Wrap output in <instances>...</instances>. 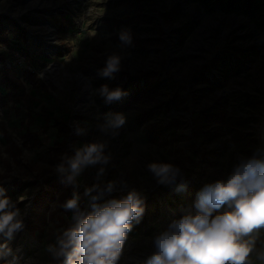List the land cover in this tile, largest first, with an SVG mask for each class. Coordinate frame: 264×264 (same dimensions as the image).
Here are the masks:
<instances>
[{
    "label": "rangeland",
    "instance_id": "rangeland-1",
    "mask_svg": "<svg viewBox=\"0 0 264 264\" xmlns=\"http://www.w3.org/2000/svg\"><path fill=\"white\" fill-rule=\"evenodd\" d=\"M35 1L0 0V16L24 30L27 40L21 42L20 33L14 31L8 35L11 45L0 44L7 67L14 68L23 85L13 100L6 98V105H0V187L15 202L18 218L23 221L20 233L7 241L12 249L7 261L62 264V258L54 259L48 248L56 245L57 238L72 223V211L65 212L63 204L75 193L81 210L90 211L92 203L120 200L132 190L140 194L142 207L149 199L157 200L159 213L150 220L143 216L138 224L133 223L118 264L132 255L131 248L135 254H151L153 238L180 218L170 206L174 199L163 187L177 190L179 180H190L193 190L189 194L197 197L206 184L227 178L241 161L251 157L246 152L251 149L234 142L226 124L218 120L225 117L230 124L242 120L245 126L237 128L238 133L256 141L252 156L264 159V32L243 14L226 15L217 4L215 8L221 11L207 12L194 0H155L156 10L145 8L143 12L146 24L133 22L118 33H111L106 21L114 17L117 3L137 0H46L54 10L33 7ZM177 6L182 17L167 23L163 15ZM233 16L238 23L232 28L228 20ZM259 17L264 20V9ZM118 35L132 36L142 43L124 49L114 43ZM149 41L157 43L147 45ZM135 52L138 55L130 59ZM110 57L119 59L115 72L141 76L139 87L145 84L142 76L156 71L155 80L161 89L152 100L136 102L119 113L125 118L120 128L104 131L103 126L115 114L106 111L108 101L96 87L100 71L96 60L105 63ZM131 60L137 72L128 70ZM55 68L58 70L52 76L47 74ZM26 71L35 73L45 87L34 89L23 79ZM79 74L88 79L92 90L85 92V84L81 88ZM27 96L31 99L24 104L18 101ZM82 105L84 108L79 109ZM166 108L169 111L164 112ZM145 114L153 117L140 124L138 119ZM212 115L217 122H209ZM57 117L67 123L68 137H60L53 126ZM64 141L61 150L59 144ZM93 142L105 144L108 162L85 168L72 182L63 202L56 192L46 221L29 229L34 197L48 188L46 181L51 177H67L57 171V166ZM152 163L178 168L175 182L158 183L148 167ZM110 181L115 186L108 192ZM93 185L99 187L86 194ZM18 186L23 194L11 195ZM92 196L98 199L93 201ZM146 240L149 242L142 248ZM263 240L261 229L250 254L252 264H264L257 256L264 251Z\"/></svg>",
    "mask_w": 264,
    "mask_h": 264
},
{
    "label": "clouds",
    "instance_id": "clouds-1",
    "mask_svg": "<svg viewBox=\"0 0 264 264\" xmlns=\"http://www.w3.org/2000/svg\"><path fill=\"white\" fill-rule=\"evenodd\" d=\"M124 38V37H123ZM119 59L110 57L102 75L109 76L118 70ZM101 94L107 101L120 98L121 90L102 86ZM125 123L122 114L110 116L103 130L118 129ZM115 134V133H113ZM105 144L93 142L75 151L57 166L60 174L74 182L81 172L110 159L104 155ZM149 170L158 183H174L179 169L170 164H149ZM103 168L100 169L102 173ZM115 182L110 181L106 190L111 192ZM99 185L86 189L90 194ZM0 187V260L9 264L7 257L12 249L7 241L23 226L19 209ZM96 201L98 197L92 196ZM136 190L124 199H111L105 203H92L90 211L79 206V196L73 194L63 207L72 211V223L57 238L56 245L48 251L62 264H118L128 233L133 223H139L144 208ZM195 213H188L173 220L168 228L153 238L154 251L143 264H252L253 252L260 230L264 229V159L253 156L241 161L225 179L206 184L197 194ZM226 208L222 214L215 211ZM264 262V251L257 254ZM15 259V257H14Z\"/></svg>",
    "mask_w": 264,
    "mask_h": 264
},
{
    "label": "trees",
    "instance_id": "trees-1",
    "mask_svg": "<svg viewBox=\"0 0 264 264\" xmlns=\"http://www.w3.org/2000/svg\"><path fill=\"white\" fill-rule=\"evenodd\" d=\"M194 1L204 7L207 12H213L216 9L215 6L220 5L222 12H224L226 15L243 14L248 17L250 21L254 23L262 32H264V20L262 19V17H259L264 9L262 0ZM123 7H126L124 12H122ZM145 8L156 10L157 2L155 0H137L132 3H127L126 1L117 3L113 12L114 17L106 21L108 29L111 31V33H118L123 28L132 25L133 22H136L139 25L146 24L147 18L143 14ZM182 15L183 14L180 10V7L177 6L169 13L163 15V17L165 18V21L167 23L171 24L176 20H179ZM14 31H18L20 33L19 40L21 42L27 41L24 30H21L16 23L8 19L7 17L0 16V44H5L7 46L11 45L8 40V35ZM114 43L121 48L127 49L140 45L142 42L138 41L132 36L125 37V35H118L115 37ZM146 43L147 45H154L157 42L149 41ZM96 61L98 62V64H100V71L96 74V87L101 90L102 86L104 85H106L108 89L114 86L116 87L115 89H120L122 93L120 98H118L120 102L116 101L117 99L107 102L106 111H111L114 114H119L126 111V109H128L130 105L136 102H148V100H152L160 92L161 88L158 87V84L155 80L157 75L156 71H152L148 73V75L145 74L144 76H142L145 79V84L143 88H140L139 79L141 76L137 75L135 77H131L127 73L123 72H113L109 76H104L102 75V70L107 66V62L103 63L100 59H97ZM0 62L3 67V69H1L0 71V105L4 107L6 105V98H10L11 100H13L16 94L23 89V85L20 82L19 77H17L14 68L7 67L6 55L4 52H0ZM111 77L112 80L108 81V78ZM23 79L30 81L33 84L34 89L40 90L45 87V84L37 78V75L30 71H26L24 73ZM26 99H31V97L27 96L23 99H19L18 101L24 104V100ZM152 117L153 114H145L138 120L140 124H143L145 122H148ZM46 118L49 122V117ZM209 118L210 123L217 122L216 116L212 115ZM218 121L226 124L225 127L226 129L230 130V134L233 135L234 142L238 143L243 148L246 147L250 148L251 150L257 148L258 144L256 141L245 139L243 138L242 134H239L240 132L237 130V128L245 126V123L242 120H234V122L230 124L228 119L223 117ZM53 126L58 129L60 137H68L69 129L67 127V123L63 122L61 118H53ZM26 136H28V134ZM65 143L66 142L64 141L59 144V148L61 150H63V148L65 147ZM251 150L246 152L249 156L251 155V157H253ZM56 152L60 151L58 150ZM46 184L48 188L46 190L39 191V193L34 197L31 208V217L28 222L29 229L33 228V226H38L46 221V212H49V206L51 202L55 201L56 192L60 193V199L63 202V199L65 198L66 194H69L72 187V182H69L67 180V177L64 176L51 177L46 181ZM177 188V190H173L168 186L162 188L167 195L174 199L173 203H170V206L174 208L176 214L179 217L183 216V210H186L187 214L195 213L196 209L194 207V203L197 197L191 196L189 194L193 190V186L190 180H179ZM13 194H23V188L18 186L16 190L11 193V195ZM121 199H124V197H121ZM158 206L159 203L157 200L149 199L148 202L144 204V212L142 217L145 216L147 217V220H150L153 216L158 215ZM153 208L155 210H153ZM64 210L65 212H69V210H66L65 208ZM217 214L222 213L219 211H215L213 213V216ZM0 264H6V262L4 260H0Z\"/></svg>",
    "mask_w": 264,
    "mask_h": 264
},
{
    "label": "bare ground",
    "instance_id": "bare-ground-1",
    "mask_svg": "<svg viewBox=\"0 0 264 264\" xmlns=\"http://www.w3.org/2000/svg\"><path fill=\"white\" fill-rule=\"evenodd\" d=\"M35 4H33L32 6L34 7V6H41V9H45V10H48V8H50V6H49V3L48 2H46V0H38L37 2L35 1L34 2ZM37 8V7H36ZM51 9H53V8H50V10ZM59 9V8H58ZM58 9H56V10H58ZM54 10V9H53ZM214 17H216V16H214ZM208 19H211V18H208ZM228 23L231 25V27L233 28L237 23H238V20H237V18H236V16H233V17H231L229 20H228ZM51 29V28H50ZM49 29V30H50ZM50 32V31H49ZM49 34H51V32L49 33ZM49 34H47V35H49ZM49 38H53V36H51V37H49ZM55 39H56V36H55ZM54 39V40H55ZM54 68V66H51V68ZM58 69L57 68H55L54 70H52V72L50 71L49 73H47L48 75H51L52 76V73L53 72H56ZM69 75H72V74H69ZM79 76H80V74L79 75H77V77L79 78ZM47 77V76H46ZM50 77V76H49ZM48 77V78H49ZM55 77V76H54ZM72 77H73V75H72ZM82 78H80V85H81V88H83L84 86L82 85V84H85V88H84V91L86 92H88V89L90 88V90H92V87L89 85V82L87 81V79L84 77V76H81ZM76 78V77H75ZM71 79V78H70ZM74 79V78H73ZM49 80L50 81H55V79L54 78H49ZM78 80V79H77ZM71 82V81H70ZM58 84V83H57ZM91 92V91H90ZM82 93L84 94V92H83V90H82ZM85 106V105H84ZM81 107H83V105L82 106H80V108L79 109H81ZM84 108V107H83ZM17 233H20L19 232V230L18 231H16L15 233H14V235H13V238L16 236V234ZM12 238V239H13ZM11 239V240H12ZM3 240H5V238L2 236V235H0V242L1 241H3ZM149 242V240H146L142 245H141V247L142 248H144V247H146L147 246V243ZM134 250H135V248H134ZM150 252L152 253L153 251H154V246H153V244H150ZM130 251H132L131 252V256H129V258H127L125 261H124V264H143V261L150 255V254H135L134 252H133V249L131 248V250Z\"/></svg>",
    "mask_w": 264,
    "mask_h": 264
},
{
    "label": "built area",
    "instance_id": "built-area-1",
    "mask_svg": "<svg viewBox=\"0 0 264 264\" xmlns=\"http://www.w3.org/2000/svg\"><path fill=\"white\" fill-rule=\"evenodd\" d=\"M216 11H220V9L219 8H216L215 9ZM138 54L135 52V53H131V56H130V59L132 58V56H137ZM126 59V58H125ZM126 62H127V59L125 60ZM132 61V63H129V64H127V68H128V70L130 71V72H137L139 69H138V67L135 65V61L134 60H131ZM80 76H83L82 74H80ZM87 79V78H86ZM87 81H88V79H87ZM89 82V81H88ZM89 85L91 86V83L89 82ZM92 87V86H91ZM140 87L141 88H143L144 87V84L143 83H141V85H140ZM168 106V105H167ZM166 106V107H167ZM170 106V105H169ZM166 111H169L168 110V108H166L165 110H164V112H166ZM171 112V111H170ZM167 117L168 118H170L171 117V114L170 113H168L167 114ZM208 168V164H207V167H206V169ZM210 169H211V167H210Z\"/></svg>",
    "mask_w": 264,
    "mask_h": 264
}]
</instances>
